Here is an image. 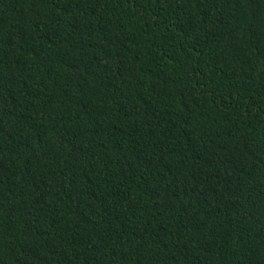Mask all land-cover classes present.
<instances>
[{
	"label": "trees",
	"instance_id": "16d2710c",
	"mask_svg": "<svg viewBox=\"0 0 264 264\" xmlns=\"http://www.w3.org/2000/svg\"><path fill=\"white\" fill-rule=\"evenodd\" d=\"M0 264H264V0H0Z\"/></svg>",
	"mask_w": 264,
	"mask_h": 264
}]
</instances>
